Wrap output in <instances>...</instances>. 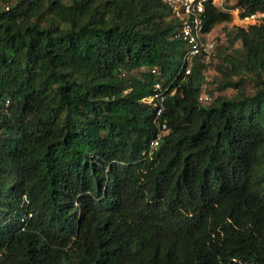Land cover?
<instances>
[{
	"label": "trees",
	"instance_id": "16d2710c",
	"mask_svg": "<svg viewBox=\"0 0 264 264\" xmlns=\"http://www.w3.org/2000/svg\"><path fill=\"white\" fill-rule=\"evenodd\" d=\"M0 1V264H264V23L205 103L162 0ZM226 8L205 32L264 0Z\"/></svg>",
	"mask_w": 264,
	"mask_h": 264
},
{
	"label": "built area",
	"instance_id": "2783aa9c",
	"mask_svg": "<svg viewBox=\"0 0 264 264\" xmlns=\"http://www.w3.org/2000/svg\"><path fill=\"white\" fill-rule=\"evenodd\" d=\"M172 10L173 15L180 22V30L178 37H180L186 44V52L183 57V67L185 74L192 73L194 60L203 52L209 51L211 46L207 41V36L210 32H205V18L206 6L209 2L216 5V0H162ZM224 0H222L221 5ZM236 15L240 16V9L236 8L234 11ZM241 17V16H240ZM243 21H251L250 24H263L264 12L257 11L245 17H241ZM153 73H158L157 67L152 69ZM208 99L204 96L203 99ZM146 102L153 103L157 107L158 117L163 113L166 108V95L163 92L162 83L155 84V92L143 99ZM158 132L156 137L151 142V153L155 150L162 141L163 137L169 132L168 124L156 120Z\"/></svg>",
	"mask_w": 264,
	"mask_h": 264
},
{
	"label": "rangeland",
	"instance_id": "374dc122",
	"mask_svg": "<svg viewBox=\"0 0 264 264\" xmlns=\"http://www.w3.org/2000/svg\"><path fill=\"white\" fill-rule=\"evenodd\" d=\"M227 1V0H226ZM226 1L221 5L222 0H216V5L221 9L226 8ZM2 1H0V4ZM232 11V21L225 22L216 25L213 30L207 36V41L211 46L210 55L205 58L207 68L204 72L206 76V83L204 85L203 97L208 96V99H203V102H209L214 99L217 95H226L232 97L237 92L235 89L229 88L225 91H219L218 82L221 79V73L218 67L223 65V57L230 54H242L243 43L241 40H234L233 29L235 26H245L251 25V21H243L240 16L236 15ZM139 75V71L135 70L129 75ZM252 77V76H250ZM247 90L253 92L254 82L250 78H247Z\"/></svg>",
	"mask_w": 264,
	"mask_h": 264
}]
</instances>
